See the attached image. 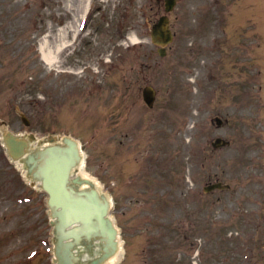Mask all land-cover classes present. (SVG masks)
Here are the masks:
<instances>
[{"label":"rangeland","instance_id":"obj_1","mask_svg":"<svg viewBox=\"0 0 264 264\" xmlns=\"http://www.w3.org/2000/svg\"><path fill=\"white\" fill-rule=\"evenodd\" d=\"M93 3L87 29L49 67L40 52L44 34L51 45L60 42L59 28L75 25L70 9L80 14L84 0H0V110L20 104L37 122L29 129L60 127L81 141L85 174L116 199L125 264H264V0L256 16L240 21L232 7L239 0H179L177 35L164 57L147 26L157 16L154 0ZM128 3L125 33L142 41L133 50L115 31ZM64 58L76 65L62 74ZM148 84L157 89L152 108L142 94ZM216 116L227 120L223 127ZM10 119V127H22L14 113ZM217 136L231 145L214 150ZM2 153L0 264H24L18 260L31 243L17 242L20 231L35 222L42 233L46 219L1 205L15 186ZM217 180L230 189L204 192Z\"/></svg>","mask_w":264,"mask_h":264},{"label":"bare ground","instance_id":"obj_2","mask_svg":"<svg viewBox=\"0 0 264 264\" xmlns=\"http://www.w3.org/2000/svg\"><path fill=\"white\" fill-rule=\"evenodd\" d=\"M90 1L91 0H87L86 7L80 14H75L77 20L79 21L77 24V30L79 29L81 21L88 11ZM61 31L62 33L64 32L63 29H61ZM48 37L49 35L44 36L41 44V51L47 62L53 65L58 61V53L66 46L68 41L66 39L62 40L59 44H57L56 49H54L51 47ZM136 41H138V39L136 37H133V42ZM74 156V150L71 145L63 150L55 149L48 151L40 157L42 160H44V164L41 170H43L44 167L47 168L45 170V174L49 176L47 177V179L54 192L55 199L63 201L65 205V211L62 215L63 220L71 217H80L82 221H86L88 218H91L94 222H99L94 219V216L98 214L100 208L94 207L93 201L90 198L79 197L71 191L65 190L61 185V177L63 175L66 164L70 160H72ZM86 226L88 228L86 230L104 233L107 232V229L101 228L98 224L90 225V223H86ZM117 258V256L112 258V260L108 264L117 261ZM63 264H67V262L65 261Z\"/></svg>","mask_w":264,"mask_h":264},{"label":"water","instance_id":"obj_3","mask_svg":"<svg viewBox=\"0 0 264 264\" xmlns=\"http://www.w3.org/2000/svg\"><path fill=\"white\" fill-rule=\"evenodd\" d=\"M159 27H161V32H160V35H161V37L163 38V40L165 41V42H167V41H169L170 40V37H171V34H170V31H169V29L167 28V26L166 25H159ZM162 28H164V29H162ZM163 41V42H164ZM149 98V97H148ZM227 142L226 141H224L223 139H218L217 140V142L215 143V145L216 146H218V145H224V144H226ZM75 145V144H74ZM76 146V145H75ZM77 148V147H76ZM51 149H54V148H51ZM50 149V150H51ZM78 150L77 149H75V152H76V158L73 160V162H76V161H78L79 160V153L77 152ZM13 155L14 156H16L17 157V155L16 154H14L13 153ZM69 173V170L67 171V174Z\"/></svg>","mask_w":264,"mask_h":264},{"label":"flooded vegetation","instance_id":"obj_4","mask_svg":"<svg viewBox=\"0 0 264 264\" xmlns=\"http://www.w3.org/2000/svg\"><path fill=\"white\" fill-rule=\"evenodd\" d=\"M160 3V2H159ZM160 7V6H159Z\"/></svg>","mask_w":264,"mask_h":264}]
</instances>
